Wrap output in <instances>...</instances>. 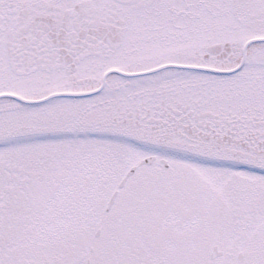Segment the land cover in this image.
<instances>
[{
  "label": "snow or ice",
  "instance_id": "obj_1",
  "mask_svg": "<svg viewBox=\"0 0 264 264\" xmlns=\"http://www.w3.org/2000/svg\"><path fill=\"white\" fill-rule=\"evenodd\" d=\"M0 264H264V0H0Z\"/></svg>",
  "mask_w": 264,
  "mask_h": 264
}]
</instances>
